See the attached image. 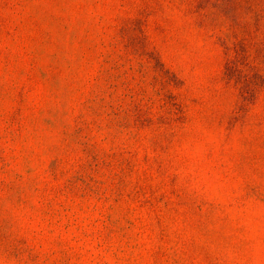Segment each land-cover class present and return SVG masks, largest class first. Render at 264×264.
Here are the masks:
<instances>
[{
    "label": "rangeland",
    "instance_id": "374dc122",
    "mask_svg": "<svg viewBox=\"0 0 264 264\" xmlns=\"http://www.w3.org/2000/svg\"><path fill=\"white\" fill-rule=\"evenodd\" d=\"M0 264H264V0H0Z\"/></svg>",
    "mask_w": 264,
    "mask_h": 264
}]
</instances>
